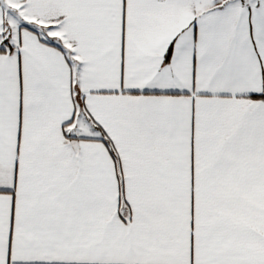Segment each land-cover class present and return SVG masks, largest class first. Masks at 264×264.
Returning <instances> with one entry per match:
<instances>
[{
    "label": "snow or ice",
    "instance_id": "1",
    "mask_svg": "<svg viewBox=\"0 0 264 264\" xmlns=\"http://www.w3.org/2000/svg\"><path fill=\"white\" fill-rule=\"evenodd\" d=\"M0 264H264V0H0Z\"/></svg>",
    "mask_w": 264,
    "mask_h": 264
}]
</instances>
